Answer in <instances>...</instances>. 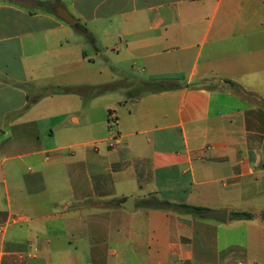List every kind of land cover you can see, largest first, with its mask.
<instances>
[{"label": "crops", "instance_id": "0c3cea01", "mask_svg": "<svg viewBox=\"0 0 264 264\" xmlns=\"http://www.w3.org/2000/svg\"><path fill=\"white\" fill-rule=\"evenodd\" d=\"M263 215L264 0H0V264H264Z\"/></svg>", "mask_w": 264, "mask_h": 264}, {"label": "trees", "instance_id": "16d2710c", "mask_svg": "<svg viewBox=\"0 0 264 264\" xmlns=\"http://www.w3.org/2000/svg\"><path fill=\"white\" fill-rule=\"evenodd\" d=\"M120 85H115V86H105V87H95V88H89V89H83L80 91V95H85L89 94V96L92 97H97L105 93H109L112 91H115L116 89L120 88ZM144 87L147 91L152 92V93H159V92H164L168 91L170 88L166 82H147L144 84ZM66 92L69 93L66 89H56L53 90L49 93V95H54L58 94L56 92ZM145 207H158L161 209L165 210H170L173 211L177 214H184V215H192L195 217H200V218H205L206 213L208 212L207 209L201 208V207H196V206H190L186 204H172L169 202H164L159 200L157 197L152 196L149 200H147L144 203ZM253 215L245 212H239V213H233L232 214V219L233 220H251L253 219ZM264 217V215H263Z\"/></svg>", "mask_w": 264, "mask_h": 264}, {"label": "water", "instance_id": "95a60500", "mask_svg": "<svg viewBox=\"0 0 264 264\" xmlns=\"http://www.w3.org/2000/svg\"><path fill=\"white\" fill-rule=\"evenodd\" d=\"M59 15L62 18V20H64L69 25H73L76 23V20L71 18V16H69L68 14H59ZM128 201L131 202V199H129ZM125 208L127 210H130L128 205H125ZM207 215L212 219H216L218 221L226 222L227 216H228V211L227 210L210 211L207 213Z\"/></svg>", "mask_w": 264, "mask_h": 264}, {"label": "rangeland", "instance_id": "374dc122", "mask_svg": "<svg viewBox=\"0 0 264 264\" xmlns=\"http://www.w3.org/2000/svg\"><path fill=\"white\" fill-rule=\"evenodd\" d=\"M121 80H124L123 78H120ZM139 87H143L142 85H140ZM123 88V87H122ZM122 88H118L116 89L118 92H120L122 90ZM145 88V87H144ZM143 89V88H142ZM45 90H48V89H45ZM58 94H55L57 96H59V98L57 100H59V102H61V100H70L71 102L68 104L70 107H73L75 106V103H79L80 102V95L78 96L77 94L76 95H68L69 93H66V92H56ZM70 96V97H69ZM81 114V113H80Z\"/></svg>", "mask_w": 264, "mask_h": 264}, {"label": "built area", "instance_id": "2783aa9c", "mask_svg": "<svg viewBox=\"0 0 264 264\" xmlns=\"http://www.w3.org/2000/svg\"><path fill=\"white\" fill-rule=\"evenodd\" d=\"M118 121L117 115L114 112H110L109 114V123L111 124H116ZM115 140H117V138H115Z\"/></svg>", "mask_w": 264, "mask_h": 264}]
</instances>
